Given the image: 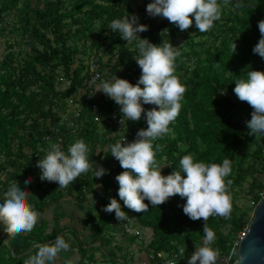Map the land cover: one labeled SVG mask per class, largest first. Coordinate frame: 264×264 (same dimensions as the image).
Returning a JSON list of instances; mask_svg holds the SVG:
<instances>
[{"label": "trees", "instance_id": "1", "mask_svg": "<svg viewBox=\"0 0 264 264\" xmlns=\"http://www.w3.org/2000/svg\"><path fill=\"white\" fill-rule=\"evenodd\" d=\"M32 1L0 0V25L4 20L8 22L7 15L22 18L23 23L17 26L16 31L30 23L28 11L34 10L30 40L36 44L21 58L17 55L19 53L12 50L0 58V171L6 169L8 159L12 157L17 163V171L21 170V174L16 175L20 186L31 194H34L36 188L42 187L46 180L40 179L39 168L35 171L34 186L25 185L24 181L30 172L31 157L34 161L39 159L42 150L38 146L45 147L49 143L46 142L45 135L53 132L52 129H46L43 133V121L50 119L55 123L59 117L55 111V101L59 102L76 89L84 87L91 75L90 66L84 74H81L82 65L72 67L74 60H80L76 58L77 42L85 39L87 31L95 21H99L101 31L113 19L123 18L128 13L136 14L140 23L148 25V31L142 32V35L153 44L166 43L175 37L181 39L177 46L180 55L175 61V75L186 91L181 100L179 115L170 123L169 132L153 141L154 145L162 146L156 152L157 163L163 164L162 174L168 175L174 170L182 171L180 159L188 154L193 155L196 161L206 164H222L224 159L231 162V173L225 178L232 180L229 189L231 213L227 218L210 216L206 222L216 237L211 247L218 250L219 254L226 252L237 233L244 231L252 217L246 219L242 212L237 214L235 211L237 207L234 201L238 195L236 188L240 186L245 175L249 174L247 168L243 167L244 162L249 159L259 162V172L264 175V135H248L246 121L251 119L253 109L247 102L240 101L233 91L235 81L247 79L248 71H264V58L253 52L261 35L258 22L264 19V0L238 1L241 6L235 10L233 5L237 2L225 5L223 0H218L222 11L221 18L225 16L222 20L223 29L213 32L209 37H206L208 31H198L194 22L187 31H181L165 18L158 22L148 19L144 8L151 0H141V3L136 2L133 5L131 0H72L68 6L67 0H44L39 7L32 5ZM72 23L76 24L73 29L70 28ZM113 40L118 43L117 51L103 65H98L101 71L98 81L100 78L110 81L114 75H121L120 71L125 62L140 54L137 46L127 47L117 33ZM70 41L73 44H69ZM234 42L237 49L232 53ZM184 47L186 50L182 51ZM96 59L97 53L94 54V61ZM59 66L62 67V79L67 84L57 87L54 77ZM140 75L141 69L135 59L134 71L124 73L120 78L135 85ZM221 92L226 94L221 95ZM119 107L113 99L104 93L101 95L98 111H116L120 114ZM152 107L155 106L144 105L146 110ZM93 113L90 106L85 111L87 117H92ZM141 128H147L146 115L143 113L140 121L126 122L124 133L136 138ZM96 130L97 123L87 119L83 120L74 134L76 140L82 139L90 147L95 140ZM116 131L113 136L108 137L107 148L99 154L105 159L104 168L109 170L108 173L96 178L93 177L92 170H89L68 185L69 189H74L73 197L79 201L85 199V189L96 195V180L102 185V195L94 204L98 217L93 234L87 248L79 243L82 254L88 251V260H93L94 252H99L103 257L116 262L115 252L110 245L115 229L113 221L117 219L114 212L103 211L110 203V198H116L120 202L126 216H133L139 225L151 230V237L146 243L147 249L176 251L180 254L181 247H185L187 253L193 246L203 245L204 221H193L184 214L186 198L175 195L156 207L145 199L149 207L141 213L124 206L118 196L119 184L115 179L123 169L108 149L109 145L119 141V133ZM64 142L65 138L63 148L66 147ZM247 142L253 145L252 150L239 154V148ZM250 183L249 191L257 205L261 200L258 193L264 189V181L253 176ZM32 197L33 195L30 196V203ZM58 197L60 191L55 198ZM3 200L4 198L0 202ZM121 222L122 220L117 224L121 226ZM1 231L0 264H24L40 246L55 241L62 229L49 226L48 221L42 217L32 231L26 232L32 236V241H26L25 244L17 239L21 233L11 234L5 241L6 233ZM61 264H82V261L68 260ZM119 264L126 263L123 260ZM148 264H155V260H150Z\"/></svg>", "mask_w": 264, "mask_h": 264}, {"label": "clouds", "instance_id": "2", "mask_svg": "<svg viewBox=\"0 0 264 264\" xmlns=\"http://www.w3.org/2000/svg\"><path fill=\"white\" fill-rule=\"evenodd\" d=\"M223 2L227 5L230 0ZM240 6L237 0L233 10ZM146 11L152 17L167 19L181 31H187L194 22L202 33L211 30L214 22L220 20L222 15L218 0H151ZM258 28L261 35L253 52L264 58V19L258 22ZM109 29L129 43L138 38L140 54L135 59L141 75L133 85L127 79L115 75L110 81L97 84V74L89 82L90 86H95V92L102 91L120 106L122 124L140 121L142 113L146 115L147 122V128L139 129L132 142L117 141L108 146L110 154L119 161L123 169L115 177L119 184L118 196L126 208L136 213L148 210L149 205L145 203V199L156 207L175 195L186 198L184 214L193 221H204L203 246L196 247L188 258V264H217L218 250L211 247L216 238L215 233L206 222L210 216L227 218L231 213L229 189L232 180L225 179L231 173V162L224 159L222 164H206L196 161L193 155L188 154L180 159L182 171L162 174V165L156 161V152L162 146L154 145L153 141L169 132L170 123L177 118L181 109L186 88L175 75V61L180 52L172 43L162 42L156 45L147 38H140L138 33L148 31V25L140 23L136 14L128 13L123 18L113 19ZM236 49L234 42L232 53ZM233 91L240 101L247 102L253 109L251 119L246 121L248 135H264V71H248L247 79L235 81ZM225 94L226 92H221V95ZM145 104L155 107L146 110ZM45 139L49 142V148L45 157L37 161L42 181L58 182L59 188H66L89 170H92L93 177L96 178L108 173V169L90 161V150L84 140H76L65 152L61 143L52 142L49 137ZM99 152L101 151L97 150L95 153ZM31 182L32 178L29 177L24 184L29 185ZM31 195L33 194L21 187L18 181L13 182L4 193V200L0 203V222L7 226L9 233L30 232L38 223L39 213L30 203ZM261 195L264 196V193ZM93 202L96 203L95 199ZM103 211L114 212L118 221L127 218L116 198H110V203ZM69 249L70 244L63 236H58L50 244L40 246L24 264H56L59 254ZM179 252L184 256L185 247H181ZM167 264H174V261L169 260Z\"/></svg>", "mask_w": 264, "mask_h": 264}, {"label": "rangeland", "instance_id": "3", "mask_svg": "<svg viewBox=\"0 0 264 264\" xmlns=\"http://www.w3.org/2000/svg\"><path fill=\"white\" fill-rule=\"evenodd\" d=\"M33 1L32 5L39 7L44 0H37L34 4ZM67 1L68 2L66 3V6H68L72 2V0ZM136 2L141 3V0H131L132 5ZM235 2H237V0H230L229 4L227 5H231ZM144 11L147 13L146 7L144 8ZM147 16L148 19H153L156 22L163 19L162 17H152L148 13ZM33 18L34 10L32 9L28 11V19L30 23L28 25L22 26L21 29L16 31L15 29H17V26L20 23H23L22 18L7 15L6 20H8V22L4 20L0 25V58L7 54L10 50L14 51L15 53H19L17 55L19 56V58H21V56H25L26 51H31L32 47L36 46L35 42L33 40H30V29ZM224 18L225 16L220 18V20L214 22L213 28L207 32L206 37L212 35L213 32H219L223 29L222 20H224ZM99 25V21H95L92 28L87 31L85 39L81 42H77L78 50L76 58H80V60H74V62L72 63V67L75 68L77 65H82L83 67L81 70V74L86 73L87 68L93 63H96L99 66L103 65L107 61V59L114 55L117 51L118 43L117 41L113 40L115 33L109 29L110 22H108L106 27L101 31ZM75 27L76 24L74 23H72L70 26L71 29ZM138 36L142 39L147 38L146 36H143L142 33H138ZM137 41L138 38L134 39L130 43L125 41V45L129 48H132L133 46H137ZM166 43H172L173 46L177 47L181 43V39L180 37H175L167 41ZM10 44L12 45L11 48L9 47ZM69 44L73 43L70 41ZM184 50H186L185 47L182 49V51ZM95 53H97L98 55V59H96V61H94ZM134 68L135 58L133 57L132 59L125 62L120 71L121 75H117L116 77L120 78L124 73H132L134 71ZM62 75V67L59 66L55 71L54 77L57 87L67 84L64 78L62 79ZM102 79L100 78L97 84L103 82ZM87 90L88 89L86 86L78 88L63 100L59 102L55 101V111L59 116L58 120L55 123H53L50 119L43 121V123L45 124V131H43V133L46 132V129H52L53 131L50 132L52 136V142L55 139V136L59 134L65 138L64 143L66 147L63 148L65 152H67L68 146L76 141L74 132L70 131L69 129L67 130L65 127L67 124L66 119H69L72 116L75 108L81 105H85L87 100H89L88 102H90L92 100L94 101L95 99H100L101 95L103 94L102 91L95 92V86H92V93L89 96H87ZM115 131L119 133L117 127L115 126L113 127L99 124L97 125V130L94 133L95 140L89 147L90 161L92 160L97 165H102L103 167L105 166V159L101 157V155H99L100 152H95L97 150L104 151L107 148V139L109 136H113V132ZM21 133L26 134V132L24 131H21ZM48 148L49 143H46L45 147L42 145L38 146V149L42 150V153L39 155V159H43L45 157ZM252 148L253 145L251 143H244L239 148V154L242 152H248L252 150ZM0 159H2V157H0ZM33 159L34 158L31 157L32 163L30 165V172L28 173V178H32V182L30 183L31 187L35 184V171L38 169L37 161L39 160L38 159L37 161H34ZM8 160L9 163L6 169L0 171V201L4 198V193L7 191L8 187L13 182H16V175L21 174V170L17 171V163L13 160V158L11 157ZM243 167L247 168L249 174L245 175V178L240 186L236 188L238 189V195L234 202L237 207L235 210L236 213L238 214L239 212H242L244 214V218L248 219L252 216V213L257 206L252 199L253 194L249 191L251 179L253 176H256L259 180L264 181V175L259 172V162H254L249 159L248 161L244 162ZM96 185H100L97 180L95 183L96 195H93L92 192L85 189V199L83 201H79L73 197V188L69 189L68 186L66 188H59V184L57 182L44 181L42 187L36 188V190L34 191L31 204L35 206L34 209L39 213V217L46 215L48 218L45 219L48 221L49 226H52L56 229H62L58 236H63L65 241L70 244V249L67 252L62 251L59 254L56 264H61L62 262L68 260H80L82 261V264H96L99 262H102L104 264H119V262L121 263V261L123 260L126 264L139 263V261L143 258L142 256L144 255V251L146 250V243L151 237V230L148 227L142 226L140 224L141 236L139 238H135L134 236L128 235L121 230L119 224H117L118 220L113 221V226L115 229L113 233V240L110 245L115 252L116 262L115 260L112 261L103 257L99 252H94L93 260H88V251L85 254H82L83 251L79 247V243L83 244L84 247L87 248V243L93 234V228L98 217L97 210L94 207L95 205L93 201L94 199L96 201L97 198L102 195V191L101 187H96ZM59 191L60 197L55 198ZM260 193L261 192H259L258 194L260 195ZM83 213L85 214L86 218L81 216V214ZM1 227L2 225H0V231L2 230L1 232L6 233V237L4 240L7 241L11 233L9 234L7 228L1 229ZM72 230H74L75 232H73ZM17 239L22 244H25L26 241H32V236L26 232H21V235ZM97 243L98 242L96 241L95 244ZM32 246L33 244L31 245V247ZM200 246L203 245L201 244L193 246V248L185 253L184 256H181L182 260L186 264H188V258L195 251L196 247ZM117 258L119 260H117ZM197 264H199V262H197Z\"/></svg>", "mask_w": 264, "mask_h": 264}, {"label": "built area", "instance_id": "4", "mask_svg": "<svg viewBox=\"0 0 264 264\" xmlns=\"http://www.w3.org/2000/svg\"><path fill=\"white\" fill-rule=\"evenodd\" d=\"M90 70H91V75L88 78L87 83L85 85L88 89L87 96H89L92 93V86H90V83H89L92 77L97 74L99 77L101 75V71L99 70L98 64L96 63H93L92 65H90ZM88 101L89 100L86 101L85 105H81L75 108L74 112L72 113V116L69 119H66V122H67L65 126L66 129H69L70 131L75 132V130L80 126V124L83 123V120L90 119L91 121L97 123V125L99 124V125L117 127L118 132H119L118 140L122 141V143L132 142L133 140L136 139L130 134L124 133L126 122L125 124H122L120 122L121 114H118L116 111H109V112L98 111V103L100 99H95L94 101L92 100L90 101L91 103ZM89 106L92 108L94 112L92 117H87V115L85 114V111L88 110ZM45 137L52 138L51 133L45 135ZM63 139L64 138L59 134L55 136V139L53 140V142H59L62 145ZM46 142H48V140H46ZM262 193H264V189L260 193L261 199L264 197L261 195ZM120 228L124 233L134 236L135 238H139L141 236L140 225L134 219V217L132 218V216H127L126 219L122 220ZM244 231H241L237 234L236 238L232 241V243L230 244L226 252L220 253L218 255L217 264H231V262L236 257L237 247L239 245L241 236L244 234ZM152 259L155 260V264H167V261L169 260L174 261V264H185V262L181 258V255L176 251H165V250H155L154 251L152 249L145 250V256L143 259L139 261L138 264H148L149 261ZM117 260L119 259L117 258ZM96 264H104V263L99 262Z\"/></svg>", "mask_w": 264, "mask_h": 264}, {"label": "water", "instance_id": "5", "mask_svg": "<svg viewBox=\"0 0 264 264\" xmlns=\"http://www.w3.org/2000/svg\"><path fill=\"white\" fill-rule=\"evenodd\" d=\"M231 264H264V197L252 213Z\"/></svg>", "mask_w": 264, "mask_h": 264}, {"label": "crops", "instance_id": "6", "mask_svg": "<svg viewBox=\"0 0 264 264\" xmlns=\"http://www.w3.org/2000/svg\"><path fill=\"white\" fill-rule=\"evenodd\" d=\"M40 206H42V205H40ZM80 209V208H79ZM81 216H83L84 218H86V216H85V214L83 213V214H81ZM43 218H48L46 215H44V216H42ZM42 217H39V218H42ZM0 225H2V227H1V229H4V228H7V226L4 224V223H2V222H0ZM147 249V248H146ZM144 256H145V251H144V255L142 256L143 258H144ZM142 258V259H143ZM138 264V263H137ZM186 264V263H185Z\"/></svg>", "mask_w": 264, "mask_h": 264}]
</instances>
